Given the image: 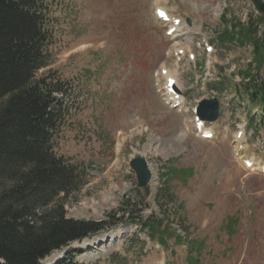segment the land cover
<instances>
[{"label": "rangeland", "instance_id": "obj_1", "mask_svg": "<svg viewBox=\"0 0 264 264\" xmlns=\"http://www.w3.org/2000/svg\"><path fill=\"white\" fill-rule=\"evenodd\" d=\"M157 7L180 20L181 35H167L170 25L155 17ZM258 16L250 0L55 1L47 66L35 77L67 90L62 98L55 95L64 111L54 151L78 166L86 183L59 196L66 217L100 220L117 209L137 188L129 162L141 156L152 178L146 206L140 202L135 209L161 218L154 196L165 189L170 196L161 204L186 243L170 241L163 249L125 223L74 242L40 264L70 254L77 264H191V258L196 264H264V116L238 81L253 47L219 42L225 22ZM260 33L264 38V21ZM163 68L176 77L185 99L180 108L162 100ZM207 71L211 76L205 79ZM212 98L220 114L205 123L214 136L204 140V130L193 128L192 110ZM245 159L253 161L252 168ZM170 167L184 177L160 180ZM139 190L144 197L146 191ZM193 242L199 248L190 257L187 245Z\"/></svg>", "mask_w": 264, "mask_h": 264}, {"label": "trees", "instance_id": "obj_2", "mask_svg": "<svg viewBox=\"0 0 264 264\" xmlns=\"http://www.w3.org/2000/svg\"><path fill=\"white\" fill-rule=\"evenodd\" d=\"M55 1L0 0V264H40L54 251L125 223L163 249L170 241L186 243L163 208V200L170 196L165 189L154 196L161 218L153 213L143 216L135 209L148 197V187L142 189L144 197L139 189H133L117 209L100 220L66 217L59 196H68L86 183L82 170L54 151L64 111L62 99L55 95L62 98L67 90L61 83L35 77L47 66L48 23ZM263 21L258 16L244 23L225 22L227 26L219 35L222 45L253 47L251 62L240 74L242 90L260 116H264ZM183 172L170 167L160 180H180L178 175L184 177ZM187 246L190 257L199 248L194 242ZM190 263L196 261L191 258ZM54 264L77 263L70 254Z\"/></svg>", "mask_w": 264, "mask_h": 264}, {"label": "water", "instance_id": "obj_3", "mask_svg": "<svg viewBox=\"0 0 264 264\" xmlns=\"http://www.w3.org/2000/svg\"><path fill=\"white\" fill-rule=\"evenodd\" d=\"M255 9L264 17V2L262 0H250ZM219 103L217 99L202 100L196 108V117L204 122H214L218 118ZM130 168L135 173L138 188L147 187L152 174L150 167L143 157H136L130 161Z\"/></svg>", "mask_w": 264, "mask_h": 264}, {"label": "bare ground", "instance_id": "obj_4", "mask_svg": "<svg viewBox=\"0 0 264 264\" xmlns=\"http://www.w3.org/2000/svg\"><path fill=\"white\" fill-rule=\"evenodd\" d=\"M158 9H160V7L156 8V10H158ZM179 35H181V31H180V28L178 26H176V29H175L174 33L172 34V37L175 38V37H178ZM162 71L166 72L165 73L166 84H167L168 79H174L175 84H177L176 77L173 74H171L169 71H167L164 68L162 69ZM135 126H136V124H135ZM201 133L203 134L204 132H201Z\"/></svg>", "mask_w": 264, "mask_h": 264}]
</instances>
